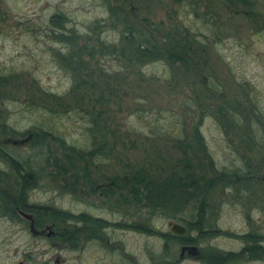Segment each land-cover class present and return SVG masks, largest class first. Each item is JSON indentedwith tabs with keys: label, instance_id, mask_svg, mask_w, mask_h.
Wrapping results in <instances>:
<instances>
[{
	"label": "rangeland",
	"instance_id": "374dc122",
	"mask_svg": "<svg viewBox=\"0 0 264 264\" xmlns=\"http://www.w3.org/2000/svg\"><path fill=\"white\" fill-rule=\"evenodd\" d=\"M109 1L138 19L151 21L155 28L151 31L158 38L175 22L188 25L204 40L206 57L200 54L199 46L186 62L131 64L108 50L118 40V28H108L103 33V44L108 47L103 48V56L93 60L94 73L88 76L87 83L67 94L72 80L52 57L50 47L62 48V43L52 39L50 16L56 12L64 14L68 18L66 29L74 27L84 34L95 20L108 19L103 0H0V74L14 70L18 74L7 76L4 82L0 80V139L7 142L12 153L43 165L41 181L31 190L29 200L74 212L100 213L111 222L143 219L160 230L169 229V222L181 223L178 219L149 216L140 204H135L122 177L133 175L140 168L158 179L172 172L185 176L188 171L191 176H200V181L209 176L191 134L205 109L207 115L200 130L216 165L230 170L242 168L240 174L254 177L251 178L256 185L251 187L255 192L249 197L245 196L247 192L242 193V198L235 196L232 188L221 195L219 191L214 193L216 206L209 211V222L227 234L202 241L196 247L199 253L233 252L238 257L233 264H264V256L253 260L247 257L248 253L239 252L245 248L240 234H264V181L257 179L264 172V133L258 130L263 142L258 145L255 138L230 125L217 111V105L227 107L230 98L246 104L248 92L256 101L264 124V0H255L247 8L238 6L244 13L233 12L236 7L226 6L223 0H212L217 19L209 25L195 18L186 4L177 0ZM197 2L201 10L205 9L200 0ZM205 79L208 84L214 83L216 91L203 84ZM91 113H97L110 131L109 153L92 163L66 148L68 144L88 147ZM40 125L65 138V143L49 139L51 151L46 163L44 155L31 146V135L24 134L26 129ZM12 129L18 132L14 134ZM53 155L57 161H53ZM70 160L71 167L67 164ZM3 164L0 158V167ZM75 175L81 176L76 182ZM90 180L100 183L98 190L111 184V198L106 201L93 194L88 187ZM119 194L130 201L122 202ZM190 211L188 206L182 215L188 216ZM42 224L61 226L51 225L48 219ZM74 224L78 226L76 231H81L82 224ZM26 227L21 218L0 216V264H15L25 254L26 264H151V257L161 255L162 240L158 236L127 227L107 228L109 247L119 242V255L111 250L105 253L88 243L85 233L79 234V246L72 248L64 241H41ZM173 255H179L175 247ZM178 264L205 263L186 256Z\"/></svg>",
	"mask_w": 264,
	"mask_h": 264
},
{
	"label": "trees",
	"instance_id": "16d2710c",
	"mask_svg": "<svg viewBox=\"0 0 264 264\" xmlns=\"http://www.w3.org/2000/svg\"><path fill=\"white\" fill-rule=\"evenodd\" d=\"M177 1L179 4H186L187 11L193 13L194 17L200 19L204 25L212 24L217 19V14L213 10L214 4H212V0H200V6L203 4L205 8L203 10L199 8L197 0ZM223 1L228 7H236L233 8V12L240 11L244 13L245 10L242 8L249 7L255 0ZM103 3L108 11V19L102 18L95 20L87 26L88 31L84 34L80 33L74 27L67 30L68 18L64 14L56 12L50 16V29L54 33L52 34V39L61 42V47L63 48L50 47L52 57L70 75L72 80L71 89L65 93H71L83 86L87 83L88 76L94 73L92 66L94 67L96 61L93 62V60H96L99 56H103L106 51L103 48L108 47L107 44H103V33L108 28H118V40L108 50L110 52H116L117 55L131 64L142 65L151 61L186 62L190 56H194V52L199 46L200 54L205 59L204 40L191 31L188 25L182 23L186 28L183 31L184 27L175 22L164 33L161 32L160 38H158L156 33L151 31L155 30L153 28L154 24L151 21L138 19L137 16L126 13L121 7L114 6L109 0H103ZM181 17L184 20L186 15L183 13ZM262 25L264 26V24ZM195 43L197 44L195 45ZM17 75L15 70L10 71L7 74H0V80L3 79L2 82H4L7 76ZM203 84H206L209 90H215L214 83L211 82L208 84L205 79ZM84 92L86 95V91ZM84 94L81 95V98ZM223 98L221 97V99ZM245 99L247 103L243 104L239 100L234 101L230 98V102L226 101L227 107L218 104L217 111L221 114V118L230 125L232 124L238 127L241 131L255 138L256 140L254 141L256 144H263L257 134L259 129L264 133V124L261 121V117H259L260 113L257 103L248 95V92L245 95ZM205 115L207 113L205 109H202L196 124L192 128L191 134L192 139H194V146L201 151L200 154L203 156V160L210 172L209 176L200 181V176H191L192 174H189L186 165L185 170L188 173L185 176H180L178 173L172 172L158 179L151 172H145L146 170L140 168L133 175L127 174L122 177L124 180L126 179L124 183L128 185V192L132 194L135 204H140V207L149 216L153 217L158 215L170 220L175 219V221L178 219L186 227L185 233L178 234L169 229L160 230L158 227H154V225L144 223L143 219L142 222L135 220L131 224H128L125 220H122L124 223H111L109 221L108 227H127L149 236H158L162 240L161 255L158 254L155 257H151V264H157V261L165 264H178L184 258H180L179 255L176 258L173 255L174 247L180 252L182 246H197L202 241L227 234L223 229L213 226L209 222V211L216 206V203L213 202L215 192L217 193L219 191L218 193L221 195L226 189L232 188L234 195L240 198L243 197L242 193L247 192L245 196L249 197L250 194L252 195L255 192V190H251V187L256 185V182L252 180L254 177L240 174V171H243L242 168L230 170L228 168H220L216 165L212 155L207 150L200 130V125ZM12 131L14 134L18 132L16 129H12ZM109 132L106 124L102 122L98 114L91 113L89 125L87 126V133L90 139L88 147H75L74 145L68 144L69 146L66 148H69L72 153L75 151L84 160L86 159V161L88 160L92 163L96 158L103 157L109 153L110 146L107 142ZM26 133L30 134L33 138L31 146L37 149L38 154L44 155L45 163L48 162L51 151L49 139L59 140V142L65 143L63 134L62 136L56 134V131L53 132L46 125L30 127L24 131V134ZM6 143L0 139V158L9 165L12 179L11 192L8 193L0 189V197L2 198V204L5 206V209L19 205L22 209L32 213L36 224L39 225L44 219L50 220L51 224H56L57 221H60V223L61 221L63 223L65 221H68V223L72 221L71 227H73L74 221H79V223L84 225L93 223L94 219L88 218L85 214L74 213V211L62 209L52 203L30 201L31 190L37 188L41 181L43 165L38 160H32L30 157L21 158L17 154L12 153ZM189 145L193 144L190 143ZM72 153H70V157H73ZM53 158V161H57L58 159L54 155ZM71 163V160L67 162L69 167H71ZM185 163L190 164L188 160ZM137 172L138 174H136ZM79 175H75V182L81 177ZM154 175L156 174L154 173ZM263 175L264 172L257 175L259 176L257 179L261 180ZM88 185L89 189L94 192L96 186L95 180H90ZM4 186L5 184H3ZM6 187L8 186L6 185ZM104 188V199L107 201L112 196L109 191L112 185L105 184ZM119 196L124 199L122 202L130 201L125 199L122 194H119ZM188 206L192 211L188 212V216L182 215ZM12 216H15L14 211L12 212ZM124 218L127 219L126 217ZM99 223L100 226L107 225L105 221L101 223L99 220ZM243 239L246 250L244 253H248L247 257L254 260L264 256V245L261 246L259 244L261 237L250 232V234L244 235ZM197 258L205 264H233L238 260L236 254L230 251L212 254L200 251V255Z\"/></svg>",
	"mask_w": 264,
	"mask_h": 264
},
{
	"label": "flooded vegetation",
	"instance_id": "af4514ba",
	"mask_svg": "<svg viewBox=\"0 0 264 264\" xmlns=\"http://www.w3.org/2000/svg\"><path fill=\"white\" fill-rule=\"evenodd\" d=\"M260 181H264V175L262 176V179ZM3 184H5V186L7 185L8 187H6V188H5V186L3 187ZM11 184H12V179H11L10 167H9V165L7 163L4 162L2 167H0V189L1 190L3 189L4 191H7L9 193L12 190ZM99 186H100V183L99 184L96 183L95 191L94 192L92 190L91 191H92L93 194H97L98 197L102 198V200H105L104 199V189L102 188V190H98ZM260 195H261L260 197L262 198L263 197V192H261ZM1 199L2 198L0 197L1 208H2L3 212H1L0 216L1 215H6V216H10V217H16V218L23 219V221L25 222V224L27 226L26 229H28L30 231V233H31V235L33 237H35V238H37V239H39L41 241H44L45 238H50V239L55 240L56 241L55 243L64 241V242H66L68 244L69 247L76 248V247L79 246L80 241H81V237H79L80 236L79 234L80 233H83V234L85 233L86 239L89 241L88 243L95 244L96 246H98L105 253H108L109 250H111L112 252H116L117 255H119L118 253L120 252L119 250L121 248V245L119 244V242H116L115 244L113 243L109 247V244L111 242H110V239H109V236H108V233H107V228H109L108 227V223L111 220H109L106 217L102 216L100 213L87 212V211L74 212V213H79V214H85L86 216H88V218L94 219L93 223H90V224H87V225H84V224L81 223L82 224V226H81L82 227V229H81L82 232L81 231H76L78 226H75L74 223L72 225L73 227H71L72 221H69V223H68V221H65V223H63V221H61V223H60V221H57V223H60L61 226L52 228L49 225L42 224V222H41L40 225L36 224V222L34 220V217H33V214L30 213L32 215V219L27 217L25 215V213H29V212H27L26 210L22 209L19 205H15L13 208L9 207V208L5 209V206L2 204V200ZM13 211L15 212V216H12V212ZM247 213H248V216L251 217L250 214H249V210H247ZM99 220L101 221V223H102V221H103V223L105 221V223H107V225H101L100 226ZM120 222L124 223V222H122V220H114V222H111V223H120ZM131 222H135V220L133 219V220H131ZM131 222H128V224H131ZM173 223L174 222H169L168 223L169 230H170V226ZM176 223H179V222H176ZM31 224L33 225V228L30 227ZM179 224H181V223H179ZM181 225H183V224H181ZM185 229H186V227H185ZM247 234H250V232L242 233V234L239 235L240 239L244 243L243 247H245V242H244L243 236L247 235ZM254 234L256 236L261 237V240H260L261 242L259 244H261V246H263L264 245L263 244L264 234L256 233V232H254ZM187 246H190V245H187ZM181 248H180V252H179V257L180 258H185L186 256L187 257L197 258L200 255V253L198 255H196V256L195 255H190V254L187 253V250L184 251L183 254H181ZM244 251H246L245 248H242L241 251H239V252H241L242 255H244L243 254ZM122 254L123 253L121 252L120 255H122ZM27 257H28V254H25L24 257L22 259H18L15 264H26V262L28 261ZM59 261L60 260H57V263H59ZM156 263L159 264L160 262L157 261ZM69 264H72V263H69Z\"/></svg>",
	"mask_w": 264,
	"mask_h": 264
},
{
	"label": "water",
	"instance_id": "95a60500",
	"mask_svg": "<svg viewBox=\"0 0 264 264\" xmlns=\"http://www.w3.org/2000/svg\"><path fill=\"white\" fill-rule=\"evenodd\" d=\"M25 215H26L27 217H29V218L32 219V215H31L30 213H25ZM30 227L33 228V225L31 224ZM170 230H171L172 232H175V233H178V234H183V233L186 232L185 227H184L183 225L179 224V223H176V222H174V223L170 226ZM186 250H187V253L190 254V255H195V256H196V255L199 254L197 247L194 246V245H190V246H187V245H186V246H183V247L181 248V254H183L184 251H186Z\"/></svg>",
	"mask_w": 264,
	"mask_h": 264
}]
</instances>
